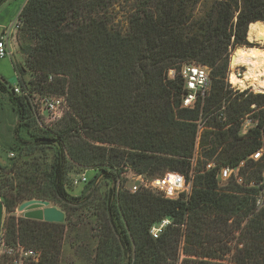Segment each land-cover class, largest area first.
Here are the masks:
<instances>
[{"label": "trees", "instance_id": "1", "mask_svg": "<svg viewBox=\"0 0 264 264\" xmlns=\"http://www.w3.org/2000/svg\"><path fill=\"white\" fill-rule=\"evenodd\" d=\"M20 17L28 42L22 46L25 65L14 63L18 78L29 71L38 90L67 91L71 109L58 129H44L29 101L0 79V91L18 116V141L27 127L37 141L56 144L49 168L35 169L26 184L8 182L7 167L0 166L6 210L43 199L60 203L65 212L60 223L9 216L8 241L42 250V264H59L68 232H75L69 247L83 254L85 264H176L183 238V264H223L219 253L228 252L227 238L238 231L236 264H264V211L254 212L250 197L234 193L236 186L218 191L212 171L196 175L187 200L132 193L121 180L127 171L188 174L197 120L223 101L235 125L204 132L206 155L234 165L257 148L264 93L233 97L226 79L231 51L251 45V25L264 22V0H27ZM185 62L208 66L213 79L210 96L193 110L180 108ZM172 68L175 80L168 78ZM50 74L62 76L48 82ZM252 104L261 107L258 128L243 140L239 119ZM34 122L39 131L32 132ZM207 124L217 127L216 117ZM69 164L94 171L85 184L92 187L78 197L67 191ZM103 180L109 182L105 189ZM76 211L79 217L87 212L94 223L75 221ZM165 218L174 225L153 238L152 227ZM88 231L94 241L82 244L80 234Z\"/></svg>", "mask_w": 264, "mask_h": 264}, {"label": "built area", "instance_id": "2", "mask_svg": "<svg viewBox=\"0 0 264 264\" xmlns=\"http://www.w3.org/2000/svg\"><path fill=\"white\" fill-rule=\"evenodd\" d=\"M23 25L24 22L19 14L14 21L2 28L0 58L13 55L11 40H13L18 32L22 31ZM238 66L235 67V72L241 75L243 71L239 70ZM177 74V69L172 68L169 70L168 78L175 80ZM179 75L183 80L180 108L193 110L198 105L203 106L212 91L213 79L211 68L197 62H185L181 65ZM58 76L62 75L50 74L48 82L55 81ZM228 81L232 89L236 91L241 89L239 85L229 80V76ZM13 89L15 93L24 96L29 101L39 123H41V117L46 118L49 122H56L63 118L71 109L67 91L66 93H54L38 90L26 78H18V82L13 86ZM227 106L228 104L224 102L218 109H212L206 117L201 114L199 120H197L198 129L193 155L189 158L190 169L188 174L171 170L160 175L132 174L125 176L126 182L124 188H127L132 193L147 190L166 199L177 200L183 198L187 200L195 188L196 175H204L212 171L218 182V191H230L233 189L232 187L236 186L239 190L234 193L250 197L254 206V212L264 211V126L259 127L260 135L257 138V148L243 157L237 164H226L217 155L212 158L206 155L207 145L202 143L204 132L206 130H227L235 125V121H228ZM251 108L250 112L239 119L238 134L243 140H249L252 137L253 130L258 128L260 116L255 115L259 113L261 107L252 104ZM211 117H216L217 127L207 124L208 119ZM201 151L205 154V157L200 154ZM11 155L14 154L12 153ZM199 158L203 160L201 166H199ZM86 171L72 179L74 186L85 185L88 182L89 176ZM0 200L3 203V221L0 231V264H42V250L28 246L19 239L13 243L8 241L6 220L11 215L15 216L16 219L20 218L19 216L22 215L19 214L22 211L17 208V214L15 212L9 213L1 196ZM172 222L171 219L165 218L155 224L151 229L152 237L155 239L159 238L169 225H174ZM184 245L185 240L183 239L180 244L181 249L184 248ZM182 258L183 254L181 260ZM217 261L225 263L223 259ZM232 264H236V262H232Z\"/></svg>", "mask_w": 264, "mask_h": 264}, {"label": "rangeland", "instance_id": "3", "mask_svg": "<svg viewBox=\"0 0 264 264\" xmlns=\"http://www.w3.org/2000/svg\"><path fill=\"white\" fill-rule=\"evenodd\" d=\"M27 0H0V36L2 33V25H9L12 21H14L20 14L22 8L24 7ZM121 19V17H119ZM247 41L251 43V45H239V46H261L260 43L257 41H251L247 37ZM11 50H13V55H8L4 58H0V79L4 82H7V84H11L14 86L18 82L17 73L15 71L14 63H18V65L24 66L25 59L27 57V54L23 52L22 46L26 45L28 42V39H26L23 28L22 31L18 32L17 35L11 40ZM237 46V47H239ZM236 47V48H237ZM235 48V49H236ZM233 49L230 54V60H229V71L227 74V82L229 85V89L231 90L230 93L234 97L235 95L246 92L247 94L250 92L253 93H264V92H256L255 87H246L241 88L240 90L236 91L231 88V84L228 81L229 80L232 83H235L234 77H233V67L231 65V55ZM198 63V62H197ZM201 64V63H200ZM238 69L241 71H244L245 66H238ZM232 71L229 75V72ZM25 78L29 81H33L32 84L37 83L38 81H35V74L32 72L27 71L25 74ZM32 79V80H30ZM256 91H255V90ZM229 93V94H230ZM241 98H244L241 97ZM225 101H223L224 103ZM228 104V103H226ZM67 112L66 114H68ZM65 114V115H66ZM34 115V113H33ZM35 117V115H34ZM36 118V117H35ZM37 120V118H36ZM41 123L37 120V123L40 127H43L44 129H50V130H56L61 126L62 118L56 122H49L46 118H40ZM18 122V116L16 112L13 109V106L10 102L9 95L7 93H4L0 91V166H6L7 168L4 171V174L6 178L8 179V182L14 183L16 185L17 183L26 184L30 181L29 175L31 176L32 172L35 169H38L37 173H41V169L49 168L50 164L53 161L54 154L56 152V144H43L41 141H37L31 134V132L28 130L27 127H22L20 132V137L22 138L21 141H18L16 137L15 128L17 126ZM35 124V122H34ZM34 125L36 128L33 129L32 132L39 131V126ZM14 155H11V154ZM203 157H205V154L200 153ZM203 164L202 158H199V166ZM13 169V172H9L10 169ZM70 172L68 174V180H67V191L69 194L73 197H78L83 195L88 191L89 188L92 187L91 183H88L86 186L84 184L74 186L72 184V179H74L77 175L83 173L86 171L83 167L76 165V164H69ZM168 168H161L157 173L154 175H160L168 171ZM88 176L92 178L94 171L89 170L86 171ZM131 171H127L122 177L121 180H125V176L132 175ZM2 174V171L0 169V175ZM146 175H153L148 172H145ZM41 177L43 175L40 174ZM107 184H109L108 181H102V189H105ZM130 184V183H129ZM128 184V185H129ZM234 186V185H232ZM0 191H2L0 189ZM50 201V200H49ZM50 206L57 207L62 210V205L56 201H50ZM19 208V206L17 207ZM16 208V210H17ZM16 210L14 211L16 214ZM65 213V212H64ZM80 213V211H76V215L74 216L75 221L81 220L83 221V225H86V222H93L94 218L87 215L85 212L82 217L77 216V214ZM22 216L24 217V213L22 212ZM184 229L181 231L183 232ZM75 232H68L67 233V239L64 244V250L62 253V256L60 258L59 264H85V257L82 253H76L74 249H71L69 247V242L71 241L72 235L74 236ZM81 235V243H91L94 240L91 239L88 234H80ZM240 233L234 232L228 239V245L230 246L228 252L226 253H219L220 259H223L225 263L223 264H232V262H236V259L238 258V249L242 247L240 244ZM182 240H180V244L182 243ZM183 254V258L186 257L183 253V248L179 250L178 257L176 264H183L181 260V256ZM182 258V259H183Z\"/></svg>", "mask_w": 264, "mask_h": 264}, {"label": "bare ground", "instance_id": "4", "mask_svg": "<svg viewBox=\"0 0 264 264\" xmlns=\"http://www.w3.org/2000/svg\"><path fill=\"white\" fill-rule=\"evenodd\" d=\"M248 39L257 41L261 46H239L231 55L233 77L236 85L241 88L255 87L264 92V22H256L248 31ZM238 65L245 66L241 75L235 72ZM232 71H230L231 73ZM229 73V75H230Z\"/></svg>", "mask_w": 264, "mask_h": 264}, {"label": "water", "instance_id": "5", "mask_svg": "<svg viewBox=\"0 0 264 264\" xmlns=\"http://www.w3.org/2000/svg\"><path fill=\"white\" fill-rule=\"evenodd\" d=\"M19 210L24 212L25 218L42 220L48 222H64L65 213L63 210L50 206V201L43 199H31L19 206ZM3 221V203L0 200V231Z\"/></svg>", "mask_w": 264, "mask_h": 264}, {"label": "crops", "instance_id": "6", "mask_svg": "<svg viewBox=\"0 0 264 264\" xmlns=\"http://www.w3.org/2000/svg\"><path fill=\"white\" fill-rule=\"evenodd\" d=\"M5 25H2L1 28H3ZM18 77V76H17Z\"/></svg>", "mask_w": 264, "mask_h": 264}]
</instances>
